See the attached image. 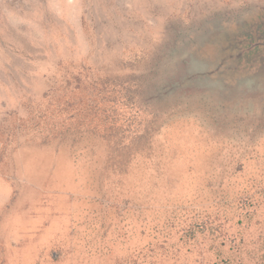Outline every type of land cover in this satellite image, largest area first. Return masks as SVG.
Listing matches in <instances>:
<instances>
[{"label": "rangeland", "instance_id": "rangeland-1", "mask_svg": "<svg viewBox=\"0 0 264 264\" xmlns=\"http://www.w3.org/2000/svg\"><path fill=\"white\" fill-rule=\"evenodd\" d=\"M263 10L0 0V264H264V67L221 61Z\"/></svg>", "mask_w": 264, "mask_h": 264}, {"label": "flooded vegetation", "instance_id": "flooded-vegetation-1", "mask_svg": "<svg viewBox=\"0 0 264 264\" xmlns=\"http://www.w3.org/2000/svg\"><path fill=\"white\" fill-rule=\"evenodd\" d=\"M241 30L228 41L225 49L222 48L221 61H238L246 72L255 73L264 67V10L256 22Z\"/></svg>", "mask_w": 264, "mask_h": 264}, {"label": "trees", "instance_id": "trees-1", "mask_svg": "<svg viewBox=\"0 0 264 264\" xmlns=\"http://www.w3.org/2000/svg\"><path fill=\"white\" fill-rule=\"evenodd\" d=\"M79 85H74L72 92L79 89ZM65 89V88H63ZM55 92H53L54 94ZM118 93V92H117ZM102 108L98 109V111L94 112L95 117L90 121H84L82 123V126L86 129L91 128V133L99 136L101 139L106 140V138H114L118 141V139L122 136L121 135V129L116 127L110 117V113L112 111V108H114L115 104L118 102L117 99H109L107 97H103L102 100ZM98 113L99 116H98ZM73 116V115H72ZM96 119L98 123L96 125H93V120ZM66 133L67 130H62V134Z\"/></svg>", "mask_w": 264, "mask_h": 264}]
</instances>
